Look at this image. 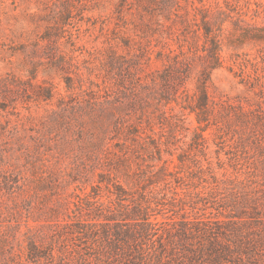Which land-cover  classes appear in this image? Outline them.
<instances>
[{
  "label": "rangeland",
  "instance_id": "rangeland-1",
  "mask_svg": "<svg viewBox=\"0 0 264 264\" xmlns=\"http://www.w3.org/2000/svg\"><path fill=\"white\" fill-rule=\"evenodd\" d=\"M0 83V264L58 263L67 223H103L100 174L186 220L183 264H264V0H0Z\"/></svg>",
  "mask_w": 264,
  "mask_h": 264
},
{
  "label": "trees",
  "instance_id": "trees-1",
  "mask_svg": "<svg viewBox=\"0 0 264 264\" xmlns=\"http://www.w3.org/2000/svg\"><path fill=\"white\" fill-rule=\"evenodd\" d=\"M67 87H69V79H66ZM6 84L0 83V89H6ZM204 98L205 88L199 87ZM38 96L49 99L52 96L50 89L39 90ZM44 93V94H43ZM107 96L111 93L105 90ZM120 108V107H118ZM102 115L104 120L113 117V112L103 107ZM172 173H166L162 166L152 175L151 178H161L169 182L168 176ZM100 174L99 183L106 181L113 187H107V190L113 196L116 208L108 211L104 216L103 223H88L89 230L85 231L82 227L83 223L79 220H71L66 224L69 228L71 243H63L60 246L59 262L54 264H70L68 256L73 255L77 259L78 264H183V258L193 259L191 253L195 256L203 253L202 249L189 250L184 240L188 237V230L185 228L186 220L182 221L181 230L171 233L165 227V222H154L151 217L154 209L149 206V198H147V185L136 183L138 190L129 192L119 185L111 183V180L105 179ZM163 177V178H162ZM177 179V176H176ZM150 180L148 184L156 183ZM99 185L91 186V192L76 193V201L74 206L79 213L85 211L86 216L91 215V209L97 208L95 200L97 193L95 190ZM75 217V216H74ZM206 227L211 226V221H200ZM204 233H212L211 228H207ZM203 248V247H201ZM38 247L30 244L28 247V256L37 258L40 256ZM234 252L229 246L222 251H213V261L228 260L230 254ZM43 256L49 257L50 263L53 262V248L43 251ZM203 257V256H201ZM221 263V262H220Z\"/></svg>",
  "mask_w": 264,
  "mask_h": 264
}]
</instances>
